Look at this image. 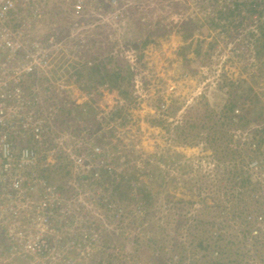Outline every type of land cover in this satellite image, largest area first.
Wrapping results in <instances>:
<instances>
[{"label":"rangeland","instance_id":"374dc122","mask_svg":"<svg viewBox=\"0 0 264 264\" xmlns=\"http://www.w3.org/2000/svg\"><path fill=\"white\" fill-rule=\"evenodd\" d=\"M86 5L34 30L60 52L17 132L47 169L4 204L0 264H264V0Z\"/></svg>","mask_w":264,"mask_h":264},{"label":"built area","instance_id":"2783aa9c","mask_svg":"<svg viewBox=\"0 0 264 264\" xmlns=\"http://www.w3.org/2000/svg\"><path fill=\"white\" fill-rule=\"evenodd\" d=\"M88 2L89 0H0V221L10 213L8 206L5 207L4 204L13 198L21 200L24 188L31 185L27 184L29 181L43 182L41 169L45 166L46 157L41 158L39 150L28 145L29 137L17 132V125L26 126L31 121V116L22 110L29 100L20 103L19 97L27 98L24 88L27 87L25 82L28 77L37 76L43 69L46 70L44 65L50 63L60 50L57 45L51 44L52 38L45 40L43 36L35 37L34 30L43 27L39 22L53 7H64V12L66 9L68 12L72 10L79 16L81 11L86 10ZM96 7L98 6L91 10L96 11ZM49 29L47 27L48 32ZM42 44L48 47H43ZM35 129H38L37 126ZM16 213L17 210L14 214ZM254 221L258 226H254L250 233L261 237V231L264 232V215L256 216ZM18 232L22 237L24 230L18 228ZM11 237L12 242L17 241V236ZM46 240L36 243L38 250L48 251L49 242ZM29 247L34 249L33 246ZM17 257L20 256L17 254Z\"/></svg>","mask_w":264,"mask_h":264},{"label":"trees","instance_id":"16d2710c","mask_svg":"<svg viewBox=\"0 0 264 264\" xmlns=\"http://www.w3.org/2000/svg\"><path fill=\"white\" fill-rule=\"evenodd\" d=\"M261 33H262V37H263V43L260 45V49H262V48H264V29L261 31ZM187 61V60H186ZM98 64H96V65H94V66H97ZM103 65H105V63H101V65H99L100 67H105V66H103ZM94 66L92 67V71H97L98 70V68L97 67H95L94 68ZM120 69H117V70H113V73L111 74L112 76H113V78H110V76L111 75H109V77H103V78H101V80L99 81V83H106V81H108V80H110L111 82H112V86L113 87H115L116 86V84L117 83H119V81H120V75H121V71H119ZM193 72H195V70L193 71ZM107 74V73H106ZM78 75H81V72H78ZM121 92L122 93H124V95H127L128 94V91H127V89H122L121 90ZM126 93V94H125ZM236 105H238V102L237 103H231L230 104V108H229V110H233L234 109V107L236 106ZM240 105V104H239ZM115 114H118V112H116ZM101 138H102V136H100ZM44 158H45V156H43ZM47 169V166H44L42 169H41V171L43 172L44 170H46ZM136 179H140V178H136ZM118 184L119 183H117L116 184V187L114 188V189H116V188H118ZM128 189V188H127ZM116 191H119V193H120V195H122V191L121 190H116ZM125 191V190H124ZM127 192V191H126ZM261 214H263V213H261ZM264 215V214H263Z\"/></svg>","mask_w":264,"mask_h":264}]
</instances>
